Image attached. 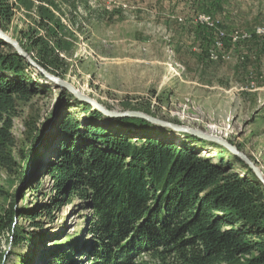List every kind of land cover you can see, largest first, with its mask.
<instances>
[{
    "label": "rangeland",
    "instance_id": "rangeland-1",
    "mask_svg": "<svg viewBox=\"0 0 264 264\" xmlns=\"http://www.w3.org/2000/svg\"><path fill=\"white\" fill-rule=\"evenodd\" d=\"M30 1L32 6L27 8L12 0L15 15L8 35L24 45L29 40L20 34L22 30L27 34L33 31V36H48L40 13L41 8L50 10L55 19L47 21L51 23L49 27L58 22V38L66 43L60 58L68 71L62 80L108 110L138 111L222 138L264 174V0ZM26 57L30 56L26 53ZM26 60L29 66L25 71L52 91L22 105L19 117L14 119L12 134L17 144L12 157L23 172L26 165L20 161L19 152L33 148L26 142L28 130L34 126L32 131L38 136L33 149L39 161L31 163L27 182L20 186L16 175L0 170V190L6 194L0 198V206L6 208L14 196L15 208H36L39 224L32 227L30 221L16 216V223L29 230L33 238L14 249L10 233L0 235L7 264L19 262V256L23 263L45 264V255L83 243L84 230L92 216L91 210L78 200L54 209L51 215L43 214L44 205L57 194L55 181L43 168L60 155L64 122L73 117L82 122V131H86L91 123L89 114L98 110L90 105L89 111L84 110L81 104L85 103L68 97L66 89L46 77V81L39 79V71L29 58ZM120 119L131 121L130 130L116 123L107 124L105 119L95 123L123 132H141L140 135L147 132L179 146H199L206 156L216 162L230 161L242 177L249 176L230 152L216 144L145 120ZM38 185L41 189L34 191ZM77 238H83L82 242L78 243ZM78 261L84 263L81 258ZM143 262L156 263L143 255L134 264Z\"/></svg>",
    "mask_w": 264,
    "mask_h": 264
},
{
    "label": "trees",
    "instance_id": "trees-1",
    "mask_svg": "<svg viewBox=\"0 0 264 264\" xmlns=\"http://www.w3.org/2000/svg\"><path fill=\"white\" fill-rule=\"evenodd\" d=\"M15 1L32 6L30 0ZM14 15L12 0H0V28L7 34ZM40 16L48 36L22 30L29 44L16 40L40 67L64 79L68 70L60 58L66 46L58 38L61 25L49 27L47 21L55 16L46 8H41ZM28 66L0 39V170L16 175L20 186L28 180L31 163L39 161L33 149L38 136L34 126L28 130L26 142L33 148L19 152L26 165L23 172L12 157L17 144L12 134L14 119L22 105L52 91L25 71ZM38 77L46 81L40 72ZM89 118L86 131L73 117L64 122L60 155L43 168L55 181L57 194L42 213L51 215L54 209L81 201L92 212L85 241L80 244L83 238H77L79 244L69 250L45 255V264H134L143 255L155 264H264V186L241 160L234 158L248 171L247 177L236 171L234 163L216 162L199 146H179L147 132L140 135L95 123L105 119L107 124L130 130L129 119H107L96 110ZM39 189L38 185L33 190ZM5 195L0 190V198ZM15 207L14 196L6 208L0 206V235L10 233L12 249L33 238L16 223V216L30 221L32 227L39 225L36 208ZM6 259L0 239V264H7ZM18 261L15 264H27L20 256Z\"/></svg>",
    "mask_w": 264,
    "mask_h": 264
},
{
    "label": "water",
    "instance_id": "water-1",
    "mask_svg": "<svg viewBox=\"0 0 264 264\" xmlns=\"http://www.w3.org/2000/svg\"><path fill=\"white\" fill-rule=\"evenodd\" d=\"M0 39L5 42L7 45L11 46L15 49V51L18 53V55L25 57L26 53L21 49L20 45L16 40H14L12 37H10L8 34H6L1 28H0ZM29 62L30 64L35 67L40 73H42L47 80L55 84L56 86L60 88L66 89L71 95L75 97L76 100L79 102L85 103L87 105L92 106L93 108L100 111L103 115L109 118H135L140 120H145L149 122L152 125H156L162 128H166L175 132L188 134L190 136H194L198 138L199 140H203L205 142H210L213 144H216L224 149H226L232 156L235 158H238L241 160L248 169L254 174V176L264 185V174L260 171V169L257 167V165L250 160L249 157H247L243 152L239 151L235 146L231 145L226 140L211 136L208 134H205L203 132L184 127V126H178L176 124L166 122L160 119H156L154 117H151L145 113L138 112V111H126V112H117L113 110H108L105 106L101 105L99 102L95 101L94 99L88 97L87 95L83 94L79 90H77L74 86H72L70 83L66 82L65 80H62L61 78L54 76L52 74H49L46 70H44L42 67H38L30 57ZM26 57V59H28Z\"/></svg>",
    "mask_w": 264,
    "mask_h": 264
},
{
    "label": "bare ground",
    "instance_id": "bare-ground-1",
    "mask_svg": "<svg viewBox=\"0 0 264 264\" xmlns=\"http://www.w3.org/2000/svg\"><path fill=\"white\" fill-rule=\"evenodd\" d=\"M207 22H208V21H207ZM209 22H210V21H209ZM204 23H205V22H204ZM216 128H217V127H216ZM218 131H219V130H218ZM179 138L181 139L180 135H178V140H180ZM181 140H182V139H181Z\"/></svg>",
    "mask_w": 264,
    "mask_h": 264
}]
</instances>
